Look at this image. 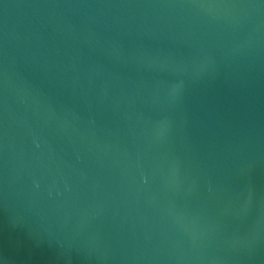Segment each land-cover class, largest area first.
Segmentation results:
<instances>
[{"label":"water","instance_id":"1","mask_svg":"<svg viewBox=\"0 0 264 264\" xmlns=\"http://www.w3.org/2000/svg\"><path fill=\"white\" fill-rule=\"evenodd\" d=\"M0 264H264V0H0Z\"/></svg>","mask_w":264,"mask_h":264}]
</instances>
